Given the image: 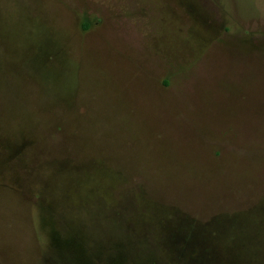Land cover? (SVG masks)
<instances>
[{"label":"rangeland","instance_id":"374dc122","mask_svg":"<svg viewBox=\"0 0 264 264\" xmlns=\"http://www.w3.org/2000/svg\"><path fill=\"white\" fill-rule=\"evenodd\" d=\"M0 264H264V0H0Z\"/></svg>","mask_w":264,"mask_h":264},{"label":"trees","instance_id":"16d2710c","mask_svg":"<svg viewBox=\"0 0 264 264\" xmlns=\"http://www.w3.org/2000/svg\"><path fill=\"white\" fill-rule=\"evenodd\" d=\"M201 258H202V256H201Z\"/></svg>","mask_w":264,"mask_h":264}]
</instances>
